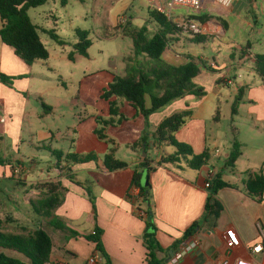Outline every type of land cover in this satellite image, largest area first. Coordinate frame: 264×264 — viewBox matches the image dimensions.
Listing matches in <instances>:
<instances>
[{"label": "crops", "instance_id": "obj_1", "mask_svg": "<svg viewBox=\"0 0 264 264\" xmlns=\"http://www.w3.org/2000/svg\"><path fill=\"white\" fill-rule=\"evenodd\" d=\"M194 15L209 19L203 24L205 43L213 39V47L223 57V63L215 59L211 66L223 72V83L236 84L239 92H244L243 99L256 105L252 107L254 130L263 134L264 79L256 71V65L259 58H264V0H234L229 7L203 0L202 10ZM189 17L190 14L180 20ZM1 27L0 19V30ZM179 42L178 38L173 41L176 45ZM176 55L181 56L177 63H171L164 55L163 58L176 67L195 60ZM40 62L28 65L17 56L14 48L0 40V75L11 79L9 83L0 80L1 231L27 235L44 230L53 243L47 264H91L92 258L97 260L96 264H108L97 252L96 244L84 238L99 229L111 264H148L144 243L146 222L137 212L138 193L133 189L135 170L145 158L140 143L144 136L149 138L148 156L153 157L150 159L154 166L161 162L165 153L173 154L156 141L155 135L167 118L191 111V97L175 101L164 114H153L148 120L126 100L116 97L106 102L105 111H87L86 115L85 111H56L57 104L47 102L43 105L46 111H38L36 99L45 101L52 91V87L36 82L37 77H46L41 72L37 75L36 64ZM241 70L247 72L246 77ZM48 81L52 78L48 77ZM76 101L82 103V91ZM111 102L119 108L117 117L111 116ZM191 112V119L176 139L191 146L196 155L209 152L210 158L215 157L209 144L217 141L208 135L205 113ZM99 118L111 122L105 128L106 140H101L96 133L100 129ZM233 146L228 151L229 158ZM241 147L242 155L235 167L225 166L221 173L208 162L200 171L164 165L151 174L150 206L158 228L157 239L163 249L158 254L162 264H219L235 257L252 258L256 264H264V252L256 256L250 253V248L264 243L258 229L259 224L264 229V194L253 197L247 188L252 174L264 175V147L248 143H242ZM54 151L64 154L61 161H53L48 155L55 157ZM109 154L128 167L109 172L104 166ZM68 155H95L97 161L78 163L67 159ZM209 174L213 177L211 184L220 175L229 186L216 198L223 206L219 218L206 216L211 192L206 189ZM49 182H60L65 189L54 216L80 237L55 229L50 224L51 219L41 212L47 195L37 186ZM195 223L199 224L198 233L185 241L186 232ZM228 229H235L242 240V250L237 253L230 254L227 250ZM193 243L198 244L197 248L175 262L181 248ZM0 254L25 261L21 254L12 250L0 247Z\"/></svg>", "mask_w": 264, "mask_h": 264}, {"label": "trees", "instance_id": "obj_2", "mask_svg": "<svg viewBox=\"0 0 264 264\" xmlns=\"http://www.w3.org/2000/svg\"><path fill=\"white\" fill-rule=\"evenodd\" d=\"M51 0H0V19L2 27L0 30V40L7 46L15 49L18 57L23 59L28 65H33L37 61H47L50 58L49 51L44 46L39 36V28L33 24L29 10L42 7ZM69 0H62L63 6L68 4ZM84 1V0H80ZM151 18L159 25L157 33L148 37V29L145 27L130 36L134 40L136 55L144 57V66L136 64L128 70V76L125 78L117 77L114 82L105 89L102 99L110 102L112 98H120L130 103L146 119L161 109L169 106L175 101L184 99L186 96L200 97L204 91L194 84V80L201 72V66L194 59L184 66L176 67L166 63L163 55L170 47V41L173 36L184 33L178 29L169 17L158 11L151 12ZM200 24H205L209 19L200 15L191 17ZM129 32V31H127ZM125 32V33H127ZM81 42L77 46V51L83 55H88V49L92 43L88 40L87 33L79 32ZM56 39L55 36H53ZM194 41L205 43L206 37L194 36ZM74 60V56H70ZM204 66V64H203ZM256 71L264 79V58H259L256 65ZM0 80L5 83L11 82L10 78L0 75ZM243 97V90L240 91ZM111 116H119V108L115 103L110 105ZM191 111L176 114L167 118L158 127L155 139L163 147H172L175 149L173 154H164L161 162L154 166L148 153L150 151L149 138L144 136L140 145L143 149L144 160L135 170L133 178V189L138 191L135 199L137 203V212L141 219H145L146 231L144 234V243L148 251V264H162L158 259V254L163 249L157 239L158 228L155 224L154 214L151 208V174L164 165H179L185 163L189 168L200 171L208 165L210 160L209 152L196 155L193 148L187 144L180 143L176 135L187 125L192 117ZM99 130L96 132L101 140H106L104 135L105 128L111 124L110 121L103 118L98 119ZM241 144L235 143L233 151L227 162L228 168H234L242 155ZM55 158L61 161L64 157L62 152L54 151ZM67 159H74L78 163H88L97 161V156L88 155L85 157H75L68 155ZM104 166L109 172L123 170L128 164L117 161L112 154L104 159ZM73 181V178H70ZM79 185V184H78ZM229 187L224 183L221 176L218 175L212 182L210 196L206 206V216L219 218L223 211V206L216 200L218 194L223 189ZM249 194L253 197H262L264 194V175L252 174L247 183ZM37 189L45 192L47 199L41 204V212H44L45 218L51 219L50 224L57 230L68 232L72 236L81 235L63 222L59 221L54 212L61 205L65 189L60 182H49L39 184ZM142 206L145 209H142ZM143 213V215H141ZM3 221L0 220V247L15 251L21 254L25 261L11 258L5 254H0V264H47L50 261L53 243L50 236L42 229L27 235H10L1 231ZM199 224L195 223L189 229L184 240L193 237L198 233ZM89 242L96 244L97 252L106 258L108 264H111L110 257L102 245V231L97 230L96 235L84 237Z\"/></svg>", "mask_w": 264, "mask_h": 264}, {"label": "rangeland", "instance_id": "obj_3", "mask_svg": "<svg viewBox=\"0 0 264 264\" xmlns=\"http://www.w3.org/2000/svg\"><path fill=\"white\" fill-rule=\"evenodd\" d=\"M152 11H157V8L148 0H69L66 6H63L62 0H51L42 7L30 9L29 16L39 28L41 41L50 54L47 61L36 64L37 75L39 72L46 75L44 79L37 77L36 82L52 87L45 101L36 99L38 111H46L43 106L46 102L49 105L57 104L56 111H85V115L87 111H105L107 101L102 99V95L114 78L127 77L131 66H144L145 58L136 55L134 40L130 35L145 27L149 38L157 33L159 25L151 18ZM189 14V18L195 16L192 11L175 10L169 20L175 24ZM79 32L87 33L92 43L87 56L77 51L81 42ZM177 38L180 41L178 45L177 42L173 43ZM213 41L198 43L192 35L180 33L172 37L164 57L175 63L181 60V56L176 55L179 53L195 58L202 65L194 84L204 91V95H190L189 106L191 111H203L206 115L208 135L217 141L216 144L214 141L209 144L210 150L216 153L215 157L210 158L209 166L221 173L229 160L228 151L232 144L248 143L264 147V133L259 134L254 130L252 107L256 105L243 99L236 84L227 86L223 83V72L211 66L215 59L219 64L223 63V57L213 47ZM71 55L74 60L70 59ZM241 74L246 77L247 72L241 70ZM48 77L52 81H48ZM80 91L83 101L77 103ZM170 106L161 109L160 114H164ZM70 118L71 115L67 120ZM168 150L169 153L175 152L172 147H168ZM43 153L46 155V152ZM48 155L53 161L56 160ZM179 166L189 170L185 163ZM245 166H241V169Z\"/></svg>", "mask_w": 264, "mask_h": 264}, {"label": "built area", "instance_id": "obj_4", "mask_svg": "<svg viewBox=\"0 0 264 264\" xmlns=\"http://www.w3.org/2000/svg\"><path fill=\"white\" fill-rule=\"evenodd\" d=\"M213 1L224 7H229L234 2V0H213ZM148 2L153 4L157 8L158 12L165 14L169 18H171L175 10L185 9L188 11H192L194 14H196V13H200V11L203 8V0H170L169 2H165V3H163L161 0H148ZM175 24L178 27V29H181L184 33L192 35L193 37L197 35L198 36L206 35L203 24L198 23L192 18L178 20ZM229 83L231 84V82ZM212 179H213L212 175L209 174L208 182L206 183V189L210 190ZM135 191L136 193H138L137 190ZM141 215H143V213ZM258 229L261 235V239L264 242V229L261 224L258 225ZM92 235H96V231L93 232ZM197 246H198L197 243L184 245L181 248V250L176 254L175 262L181 260L190 251L197 248ZM226 246L230 254L237 253L242 250L243 243L235 229H228ZM263 252H264V243L262 242L250 248L251 255L256 256L262 254ZM101 261H103L102 258ZM90 263L96 264L97 260L95 258H92L90 260ZM219 264H256V262L252 258L235 257L233 260H225Z\"/></svg>", "mask_w": 264, "mask_h": 264}]
</instances>
